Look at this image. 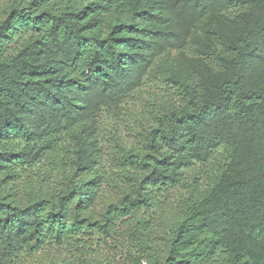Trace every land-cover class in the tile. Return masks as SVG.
I'll return each instance as SVG.
<instances>
[{
    "label": "trees",
    "instance_id": "1",
    "mask_svg": "<svg viewBox=\"0 0 264 264\" xmlns=\"http://www.w3.org/2000/svg\"><path fill=\"white\" fill-rule=\"evenodd\" d=\"M0 264H264V0H0Z\"/></svg>",
    "mask_w": 264,
    "mask_h": 264
},
{
    "label": "rangeland",
    "instance_id": "2",
    "mask_svg": "<svg viewBox=\"0 0 264 264\" xmlns=\"http://www.w3.org/2000/svg\"><path fill=\"white\" fill-rule=\"evenodd\" d=\"M108 199V197L107 198H105L104 200H107Z\"/></svg>",
    "mask_w": 264,
    "mask_h": 264
}]
</instances>
